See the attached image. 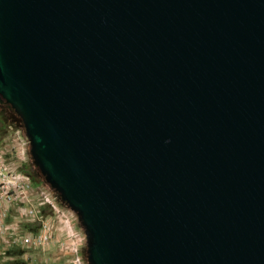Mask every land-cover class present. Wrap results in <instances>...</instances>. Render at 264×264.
<instances>
[{
  "label": "water",
  "instance_id": "1",
  "mask_svg": "<svg viewBox=\"0 0 264 264\" xmlns=\"http://www.w3.org/2000/svg\"><path fill=\"white\" fill-rule=\"evenodd\" d=\"M0 98L87 264H264V0H0Z\"/></svg>",
  "mask_w": 264,
  "mask_h": 264
},
{
  "label": "rangeland",
  "instance_id": "2",
  "mask_svg": "<svg viewBox=\"0 0 264 264\" xmlns=\"http://www.w3.org/2000/svg\"><path fill=\"white\" fill-rule=\"evenodd\" d=\"M0 109V150L3 151L4 160L10 167L11 174L23 173L27 176L30 185L37 191L35 199L40 191L43 195L52 196L57 205L68 214L73 231V235L69 238L63 228L61 215L48 204L41 206V213L32 217L21 214L20 208L24 206L15 201L10 205L4 217L5 222L15 228L12 237L27 232H47V230L50 236L47 241L35 247L22 243L8 244L3 252H0V264H74L72 261L74 254L79 256L81 264H87L85 233L76 212L70 208L69 211L67 205L48 186L37 166L32 162L29 154V140L24 133L19 116L3 105L1 98ZM67 240H73L74 243L68 246L65 244ZM4 246L5 244L0 242V250Z\"/></svg>",
  "mask_w": 264,
  "mask_h": 264
},
{
  "label": "built area",
  "instance_id": "3",
  "mask_svg": "<svg viewBox=\"0 0 264 264\" xmlns=\"http://www.w3.org/2000/svg\"><path fill=\"white\" fill-rule=\"evenodd\" d=\"M36 192L37 191L30 185L26 175L23 173H16L14 175L11 174L10 167L4 160L3 151L0 150V242L5 244L0 252H3L5 247H7L10 243H22L35 247L47 241L50 236V232L47 230V232H27L22 235L12 237V234L15 232V228L11 224L6 223L4 217L8 212L10 205L15 201H18L22 204V206H24L20 208L21 214L32 217L41 213V206L48 204L55 210V212L61 215L63 228L68 237L71 238L73 235V231L71 229L72 225L69 222L68 214L64 211V209L57 205L52 196L41 194L42 191H40L39 196L35 199ZM72 243H74L73 240L65 241V244L68 246ZM72 248L76 250L75 247ZM72 261L74 264H81V260L78 255H72Z\"/></svg>",
  "mask_w": 264,
  "mask_h": 264
},
{
  "label": "trees",
  "instance_id": "4",
  "mask_svg": "<svg viewBox=\"0 0 264 264\" xmlns=\"http://www.w3.org/2000/svg\"><path fill=\"white\" fill-rule=\"evenodd\" d=\"M3 105H5V106H7V108L10 110V111H12L13 112V109L9 106V104L7 103V102H5L4 100H3ZM1 110V109H0ZM36 166V165H35ZM38 169V168H37ZM39 171V170H38ZM40 173V172H39Z\"/></svg>",
  "mask_w": 264,
  "mask_h": 264
}]
</instances>
